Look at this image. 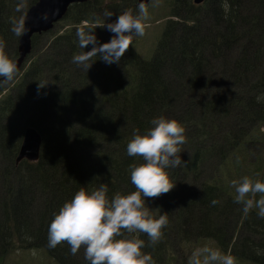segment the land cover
<instances>
[{
    "label": "trees",
    "instance_id": "trees-1",
    "mask_svg": "<svg viewBox=\"0 0 264 264\" xmlns=\"http://www.w3.org/2000/svg\"><path fill=\"white\" fill-rule=\"evenodd\" d=\"M36 1L0 0V51L11 61L20 39L13 28ZM123 1L70 5L31 37L13 79L0 77V264L32 249L54 264H87L82 247L75 255L66 242L48 248L47 226L81 187L103 183L109 198L134 191L130 170L143 161L126 145L157 116L184 126L188 163L168 170L173 189L147 198L150 214L168 224L153 246L132 234L145 241L142 251L155 264H189L208 246L236 264H264V218L255 207L244 214L230 187L244 175L264 181V0H162L164 28L149 58L129 45L117 63L98 53L85 72L72 57L92 45L79 47L77 29L91 26L97 46L106 43L113 34L98 25L116 18L105 11L137 10V0ZM27 127L40 136L38 159L16 163Z\"/></svg>",
    "mask_w": 264,
    "mask_h": 264
},
{
    "label": "clouds",
    "instance_id": "clouds-1",
    "mask_svg": "<svg viewBox=\"0 0 264 264\" xmlns=\"http://www.w3.org/2000/svg\"><path fill=\"white\" fill-rule=\"evenodd\" d=\"M136 9L135 14L127 9L114 22L105 24L104 21L98 25L113 34L99 46L93 27L78 28L76 37L79 47H92L87 52L74 55L72 63L86 72L98 53L104 63H117L134 39L143 37L148 27L145 0H138ZM112 15L110 11L104 13L106 18ZM47 19V13L41 14V20ZM13 32L17 36L25 34L27 28L24 22L15 26ZM2 48L3 42H0ZM16 72V63L0 51V77L12 80ZM262 97L264 94L257 100ZM149 125L143 133L134 132L125 149L127 156L140 157L143 161L130 170L129 181L135 190L109 198L108 188L103 183L92 192H86L81 187L50 220L47 226L48 248L66 242L70 253L75 255L82 247L87 264H155L151 254L142 251L145 241L132 234H145L149 246L162 238V229L167 226L168 217L161 214L154 218L150 214L147 198L159 197L173 189L174 183L168 170L185 167L188 161H182L180 157L181 146L186 142L185 128L180 122L157 116L149 121ZM230 187L235 192L234 203L242 205L244 214L255 207L257 216L264 218V181L244 175L231 180ZM257 194L259 197L255 198ZM210 203L217 205L219 202L213 199ZM190 264H236V260L230 253L204 246L192 252Z\"/></svg>",
    "mask_w": 264,
    "mask_h": 264
},
{
    "label": "water",
    "instance_id": "water-1",
    "mask_svg": "<svg viewBox=\"0 0 264 264\" xmlns=\"http://www.w3.org/2000/svg\"><path fill=\"white\" fill-rule=\"evenodd\" d=\"M87 1L88 0H37L35 4L29 7L23 18L27 32L20 36L18 42V58L14 61L17 65V70L30 53L32 35L49 32L53 24L57 23L63 17L70 5L85 3ZM203 1L204 0H192L194 5H200ZM149 2L150 0H145L146 5ZM43 13H47L48 15L46 21L41 20V14ZM40 145L41 140L37 131L32 127H27L24 131L15 162L19 163L22 160L28 162L37 161ZM156 199L158 200L159 197H156Z\"/></svg>",
    "mask_w": 264,
    "mask_h": 264
},
{
    "label": "rangeland",
    "instance_id": "rangeland-1",
    "mask_svg": "<svg viewBox=\"0 0 264 264\" xmlns=\"http://www.w3.org/2000/svg\"><path fill=\"white\" fill-rule=\"evenodd\" d=\"M123 3L124 5H126L127 4L126 0L123 1ZM146 7L148 10V19L146 21L148 27L145 29V34L143 35V37L135 38L133 44L131 45L133 49L144 59H147L151 56L153 49L155 48V45L159 40L164 28L162 0H152ZM111 18L114 19L117 17L111 16ZM187 260L190 259L187 258ZM9 264H54V263L46 257L42 249H32L28 251L17 252L15 255L11 257Z\"/></svg>",
    "mask_w": 264,
    "mask_h": 264
},
{
    "label": "bare ground",
    "instance_id": "bare-ground-1",
    "mask_svg": "<svg viewBox=\"0 0 264 264\" xmlns=\"http://www.w3.org/2000/svg\"><path fill=\"white\" fill-rule=\"evenodd\" d=\"M124 1H125V0H124ZM123 5H124V3H123ZM124 8H125V7H124ZM126 10H127V9H126ZM118 12H119V14H121L123 11L120 10V11H118ZM65 13H66V12H65ZM63 16H64V15H63ZM112 16H115V13H113ZM61 19H62V18H61ZM61 19H60V20H61ZM60 20H59V21H60ZM36 35H39V34H36ZM28 55H29V54H28ZM28 55H27V56H28ZM26 58H27V57H26ZM26 58H25V59H26ZM24 61H25V60H24ZM24 61H23V63H24ZM23 63H22V64H23ZM21 66H22V65H21ZM21 66H20V67H21ZM19 69H20V68H19ZM19 69H18V70H19ZM18 70H17V71H18ZM17 154H18V153H17Z\"/></svg>",
    "mask_w": 264,
    "mask_h": 264
},
{
    "label": "flooded vegetation",
    "instance_id": "flooded-vegetation-1",
    "mask_svg": "<svg viewBox=\"0 0 264 264\" xmlns=\"http://www.w3.org/2000/svg\"><path fill=\"white\" fill-rule=\"evenodd\" d=\"M21 65H22V64H21ZM21 65H20V66H21ZM19 68H20V67H19Z\"/></svg>",
    "mask_w": 264,
    "mask_h": 264
}]
</instances>
